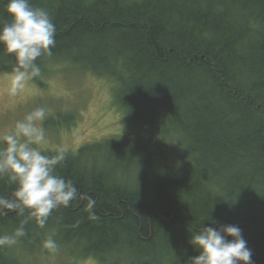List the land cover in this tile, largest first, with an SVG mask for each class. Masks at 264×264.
Instances as JSON below:
<instances>
[{
    "label": "trees",
    "instance_id": "obj_1",
    "mask_svg": "<svg viewBox=\"0 0 264 264\" xmlns=\"http://www.w3.org/2000/svg\"><path fill=\"white\" fill-rule=\"evenodd\" d=\"M30 3L48 10L56 26L53 55L37 60L41 74L79 65L108 81L125 128L136 130L126 148L107 150L100 163L92 154L83 158L86 149L66 152L56 171L95 199L96 218L88 219L87 201L78 197L54 210L44 228L34 220L25 225V244L45 250L41 238L54 230L61 242L83 247V260L191 264L199 255L191 234L237 225L253 264H264V0ZM6 4L0 0V21L8 19ZM12 66L0 49V72ZM40 77L31 81L41 87ZM143 124L162 138L145 141ZM115 159L125 174L108 170ZM14 187L0 179V195ZM23 218L0 216V235L12 234ZM19 252L0 247V264H29Z\"/></svg>",
    "mask_w": 264,
    "mask_h": 264
},
{
    "label": "clouds",
    "instance_id": "obj_2",
    "mask_svg": "<svg viewBox=\"0 0 264 264\" xmlns=\"http://www.w3.org/2000/svg\"><path fill=\"white\" fill-rule=\"evenodd\" d=\"M5 11L8 19L0 21V49L13 59L5 91L16 97L41 75L37 60L53 55L56 26L49 11L34 7L30 0H7ZM46 116L47 110L37 107L0 134V179L15 186L10 196L0 195V216L15 212L24 217L12 234L0 235V247L15 245L26 235L25 225L30 221L44 228L54 210L69 207L78 197L87 201L84 210L88 219L96 218L95 199L78 193L76 186L56 171L66 159V149L58 146L54 155L41 149L46 142L41 126ZM189 243L199 250L191 264H253L252 251L237 225L202 227L191 234ZM42 246L49 251L58 248L51 237Z\"/></svg>",
    "mask_w": 264,
    "mask_h": 264
},
{
    "label": "rangeland",
    "instance_id": "obj_3",
    "mask_svg": "<svg viewBox=\"0 0 264 264\" xmlns=\"http://www.w3.org/2000/svg\"><path fill=\"white\" fill-rule=\"evenodd\" d=\"M54 67L57 69L50 74L45 72L39 78L43 79L45 86L40 87L37 83L29 81L16 97L6 94L8 74L0 72V134L11 129L17 120L23 119L33 109L44 107L47 116L41 125L46 132V142L41 146L43 150L56 152L57 147L62 146L66 152L77 151L79 154L86 149L82 152L83 158L92 154L91 162L99 160L100 163L107 150L111 152V149L120 146L126 148L129 145L128 134L136 129L135 125L131 128V124L125 128L122 122L123 119L126 121L127 116L118 102L115 86L93 75L82 73L79 65ZM147 125H141V128L146 130L140 132L145 141L155 135L160 136L158 132H148ZM123 128L126 133L124 130L120 134ZM150 144L154 146L155 141ZM174 151L181 156L185 155V150L180 145H177ZM116 162L117 159L113 161V165L107 167L109 171H113L115 167L120 169ZM120 171L127 172L125 167ZM119 179L123 180V177ZM124 180L128 182L125 175ZM53 231L50 235L46 234L44 239L41 238L40 243L48 237L53 238L58 245L55 251L26 245L23 238H19L14 246L29 264H109L108 259L95 255H90L93 259L83 260L88 255L83 247L75 243L69 245L61 242L62 236L57 235L58 231Z\"/></svg>",
    "mask_w": 264,
    "mask_h": 264
}]
</instances>
